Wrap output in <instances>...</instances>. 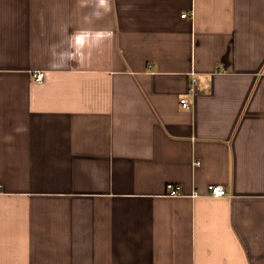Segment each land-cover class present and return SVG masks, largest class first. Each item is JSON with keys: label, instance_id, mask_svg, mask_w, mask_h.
<instances>
[{"label": "crops", "instance_id": "crops-1", "mask_svg": "<svg viewBox=\"0 0 264 264\" xmlns=\"http://www.w3.org/2000/svg\"><path fill=\"white\" fill-rule=\"evenodd\" d=\"M84 11L0 0V264H264V0H114L50 71Z\"/></svg>", "mask_w": 264, "mask_h": 264}, {"label": "clouds", "instance_id": "clouds-1", "mask_svg": "<svg viewBox=\"0 0 264 264\" xmlns=\"http://www.w3.org/2000/svg\"><path fill=\"white\" fill-rule=\"evenodd\" d=\"M77 5L86 10L82 16L84 26L70 32L71 24H61L57 31L59 39L47 45L49 70L52 72L72 64L84 65L91 60L94 52L102 50L113 39L111 29L96 28L94 25L112 13L114 0H77ZM134 8L135 0H120L121 13H130Z\"/></svg>", "mask_w": 264, "mask_h": 264}, {"label": "built area", "instance_id": "built-area-1", "mask_svg": "<svg viewBox=\"0 0 264 264\" xmlns=\"http://www.w3.org/2000/svg\"><path fill=\"white\" fill-rule=\"evenodd\" d=\"M182 17L185 18L186 15H183ZM195 76H196L195 74L192 75L193 78L191 80V87H190L191 93H195L197 91V88H198V80ZM34 79L36 82L43 81L44 73H42V72L36 73L34 75ZM180 104H181V107L183 109H188L190 107V105L186 99H181ZM167 191H168L169 197H183V196H185L181 187L177 186V185H168ZM208 191H209V194L214 198H220V197H224L226 195V190L221 186L209 185ZM197 196H198L197 193H194L191 195L192 198H196Z\"/></svg>", "mask_w": 264, "mask_h": 264}]
</instances>
